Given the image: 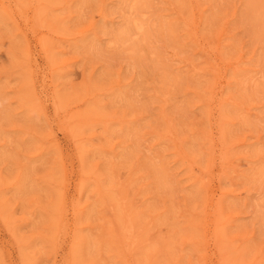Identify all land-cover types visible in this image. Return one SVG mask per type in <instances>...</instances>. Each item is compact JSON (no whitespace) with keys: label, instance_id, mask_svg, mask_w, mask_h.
I'll return each mask as SVG.
<instances>
[{"label":"rangeland","instance_id":"obj_1","mask_svg":"<svg viewBox=\"0 0 264 264\" xmlns=\"http://www.w3.org/2000/svg\"><path fill=\"white\" fill-rule=\"evenodd\" d=\"M0 264H264V0H0Z\"/></svg>","mask_w":264,"mask_h":264},{"label":"bare ground","instance_id":"obj_2","mask_svg":"<svg viewBox=\"0 0 264 264\" xmlns=\"http://www.w3.org/2000/svg\"><path fill=\"white\" fill-rule=\"evenodd\" d=\"M121 209V208H120Z\"/></svg>","mask_w":264,"mask_h":264}]
</instances>
